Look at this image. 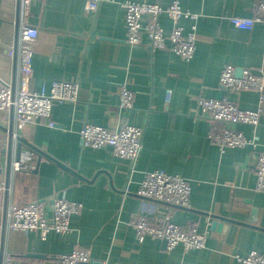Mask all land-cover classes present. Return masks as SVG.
Returning <instances> with one entry per match:
<instances>
[{"label": "crops", "instance_id": "0c3cea01", "mask_svg": "<svg viewBox=\"0 0 264 264\" xmlns=\"http://www.w3.org/2000/svg\"><path fill=\"white\" fill-rule=\"evenodd\" d=\"M160 4L172 0H113L97 14L86 0H0V78L18 84V34L23 22L39 30L29 89L49 93L54 82L80 84L77 103L52 109L55 128L38 120L18 137L38 148L35 170L8 174L11 111L0 110V243L15 264H59L77 248L89 251L92 264H241L236 256L264 253V192L256 190L255 166L264 151V102L254 90L230 92L220 84L226 65L255 74L264 70V25L251 30L233 26L228 18H253L264 0H181L198 17L181 19L185 33L196 26V52L189 62L169 50L127 44L123 2ZM169 35L173 22L161 17ZM240 74V75H239ZM134 94L133 108H120L121 91ZM167 92L170 99L167 100ZM200 99H227L243 110H262L258 126L235 125L255 147L220 148L209 139L226 126L200 115ZM116 131L121 126L144 129L139 159L132 164L111 147L84 148V124ZM16 142L14 141V144ZM16 145V144H15ZM30 150L23 145L21 154ZM12 152V164L16 160ZM62 166L59 165V163ZM164 171L185 178L191 187L190 208H180L135 195L147 174ZM126 191L129 193L127 194ZM57 198L82 204L71 218L72 231L39 232L8 229L11 206L38 200L50 206ZM145 216L159 224L169 216L184 229L206 233L205 247L166 250V242L147 238L139 243L131 222ZM217 220L222 230H212ZM31 254L38 255L29 257ZM2 255H0V264Z\"/></svg>", "mask_w": 264, "mask_h": 264}, {"label": "built area", "instance_id": "2783aa9c", "mask_svg": "<svg viewBox=\"0 0 264 264\" xmlns=\"http://www.w3.org/2000/svg\"><path fill=\"white\" fill-rule=\"evenodd\" d=\"M24 8L31 0H20ZM113 0H86V11L97 14L99 7L105 2ZM125 10V26L127 32L126 42L133 47L147 46L152 51L169 50L183 61L193 59L197 46L196 26L185 33L178 23L181 19H196L198 16L190 10L183 8L181 0H172L168 7L160 4L137 3L126 1L120 4ZM257 15L253 18L229 17V22L239 29L251 30L257 24L264 25V1L257 6ZM167 16L174 24L172 32L167 35L161 24V17ZM39 30L23 22L19 29L18 50L10 52V56L18 55V84L15 88L0 78V110L11 111L14 114V134L24 130L28 125L38 120H48V126L55 128L52 120V109L58 103H77L79 101L80 84L78 82H54L49 93L31 91L29 82L32 77V62L34 49L38 42ZM237 68L226 65L220 75L221 86L230 92L254 90L259 94L260 104L264 102V70L255 74L250 69L242 70L240 77L236 75ZM167 92V100L170 99ZM134 94L124 88L121 91L120 108L131 110L133 108ZM200 115L213 122H221L226 126L220 134H210L209 139L220 148L255 147L253 141L248 140L235 125L258 126L262 110H243L227 99H200L198 102ZM82 146L84 148L102 149L111 147L116 156L128 160L132 166L137 162L142 150L144 129L135 126H121L116 131H109L103 127L84 124L80 131ZM36 153L28 150L21 154L19 160L12 164L14 173L30 172L35 170L33 159ZM257 176L256 190L264 192V151L258 152L255 166ZM4 182L0 181V197L6 192ZM128 194L129 192L126 191ZM135 195L140 198L152 200L180 208H190L191 187L187 180L178 175H170L164 171H155L147 174ZM48 202L34 200L24 206H11L8 212V229L24 233L39 232L42 239H46L51 231L65 236L72 231L71 218L78 214L82 204L57 198L50 206ZM136 230L139 243L145 239H161L166 242V250L172 251L178 246L185 250L205 247L206 233L197 230H187L173 223L169 216L163 218L159 224H154L145 216H138L131 222ZM1 264H15L13 257L2 250L0 243ZM241 264H264V253L251 252L246 257L236 256ZM59 264H92L89 251L77 248L69 254L59 258Z\"/></svg>", "mask_w": 264, "mask_h": 264}, {"label": "water", "instance_id": "95a60500", "mask_svg": "<svg viewBox=\"0 0 264 264\" xmlns=\"http://www.w3.org/2000/svg\"><path fill=\"white\" fill-rule=\"evenodd\" d=\"M21 2V1H20ZM19 36V34H18ZM237 75V72H236ZM240 75V74H239ZM13 88H15V84H12ZM13 113V112H11ZM9 137H10V144H9V161H8V174L10 175L11 170H12V152H13V148H16V160H19L20 156H21V149L23 147V145H26L30 148V150L36 151L39 154H41V156H46L47 158L51 159V160H55L54 158H52L49 155H46L44 152H42L41 150H39L38 148L34 147L33 145L29 144L26 140L18 137L17 141H16V145L14 144V139H13V134H14V122L10 125L9 130ZM59 163V162H58ZM60 166H62V164L59 163ZM213 218L215 219V221L212 224V230H218L221 231L222 230V224H219L217 220H222L224 221L223 218H219L216 216H213ZM38 255L35 254H31L29 257H36Z\"/></svg>", "mask_w": 264, "mask_h": 264}, {"label": "trees", "instance_id": "16d2710c", "mask_svg": "<svg viewBox=\"0 0 264 264\" xmlns=\"http://www.w3.org/2000/svg\"><path fill=\"white\" fill-rule=\"evenodd\" d=\"M36 153V151H34Z\"/></svg>", "mask_w": 264, "mask_h": 264}]
</instances>
